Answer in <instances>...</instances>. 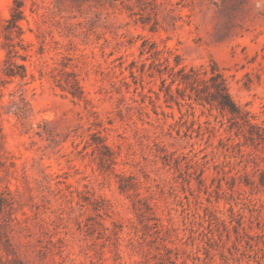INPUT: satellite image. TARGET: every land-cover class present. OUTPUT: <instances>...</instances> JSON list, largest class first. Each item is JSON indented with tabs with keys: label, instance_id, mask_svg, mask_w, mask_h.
Instances as JSON below:
<instances>
[{
	"label": "rangeland",
	"instance_id": "obj_1",
	"mask_svg": "<svg viewBox=\"0 0 264 264\" xmlns=\"http://www.w3.org/2000/svg\"><path fill=\"white\" fill-rule=\"evenodd\" d=\"M0 195V264H264V0H0Z\"/></svg>",
	"mask_w": 264,
	"mask_h": 264
},
{
	"label": "trees",
	"instance_id": "obj_2",
	"mask_svg": "<svg viewBox=\"0 0 264 264\" xmlns=\"http://www.w3.org/2000/svg\"><path fill=\"white\" fill-rule=\"evenodd\" d=\"M17 13L19 15L18 18H21L23 11L18 9ZM192 71L195 72L194 69ZM204 83L202 93L199 92L197 94L196 100L201 103L215 104L221 110L229 111L233 115H239L241 113L240 106L235 102L229 92L223 73L216 66L212 67L211 75L204 79ZM2 201L3 197L0 195V204L3 203Z\"/></svg>",
	"mask_w": 264,
	"mask_h": 264
}]
</instances>
